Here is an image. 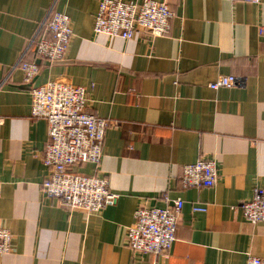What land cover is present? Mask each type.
Instances as JSON below:
<instances>
[{"label":"crops","instance_id":"0c3cea01","mask_svg":"<svg viewBox=\"0 0 264 264\" xmlns=\"http://www.w3.org/2000/svg\"><path fill=\"white\" fill-rule=\"evenodd\" d=\"M158 1L174 12L169 31L125 39L94 31L101 0H0V226L13 235L0 264L264 262V221L236 208L264 187V0ZM51 8L71 17L73 39L64 60H38L40 74L26 82L21 63L36 59L29 41ZM220 74L245 85L212 88ZM51 79L81 85L88 110L118 123L99 167L118 198L99 213L43 194L50 137L47 121L31 116L30 90ZM202 157L216 161L218 182L183 187V166ZM177 197L170 255L131 250L136 209Z\"/></svg>","mask_w":264,"mask_h":264},{"label":"built area","instance_id":"2783aa9c","mask_svg":"<svg viewBox=\"0 0 264 264\" xmlns=\"http://www.w3.org/2000/svg\"><path fill=\"white\" fill-rule=\"evenodd\" d=\"M258 3L260 0H246ZM173 10L166 1L101 0L94 21V31L113 38L129 39L141 33L147 37L166 34L170 29ZM44 28V31H43ZM71 17L51 8L42 26L29 41L36 59L21 63L26 82L40 74L39 61L49 63L64 60L73 39ZM39 60V61H38ZM245 79L236 74H220L210 83L212 88L243 86ZM31 116L48 123L50 141L46 145L43 161L48 173L42 182L43 194L57 199L67 209L82 210L87 214L99 213L113 204L118 194L110 188L106 175L101 173L103 146L108 128L116 121L96 115L87 108L84 87L70 82L51 79L33 85L31 90ZM95 165L93 173L78 170L79 166ZM219 180L216 161L202 157L183 166V187H211ZM3 182L0 179V195ZM165 206L140 205L134 222L127 227V244L135 252L170 255L177 239L179 218L184 199L166 198ZM236 208L250 222L264 221V187L256 186L249 199L240 200ZM11 231L0 226V254L12 249ZM247 264H264L257 256H250Z\"/></svg>","mask_w":264,"mask_h":264}]
</instances>
